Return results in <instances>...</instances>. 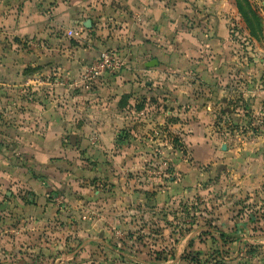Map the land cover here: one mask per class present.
Here are the masks:
<instances>
[{
    "label": "crops",
    "instance_id": "crops-1",
    "mask_svg": "<svg viewBox=\"0 0 264 264\" xmlns=\"http://www.w3.org/2000/svg\"><path fill=\"white\" fill-rule=\"evenodd\" d=\"M232 1L0 0V43L5 50L0 54L6 57L0 56V264H92L79 254L94 242L88 236L103 230L104 213L89 214L95 198L82 179L85 189L80 194L57 201L58 196L47 193L58 184L50 179L55 159L72 151V139L80 140L85 152L106 153L113 149L112 138L122 132L135 135L141 126L163 122L168 113L182 114L185 102L192 105V87L173 81L172 75L210 71L194 68L191 56L163 42L174 35L172 31L169 37L168 20H176V39L187 37L180 26L184 20H210L203 30L209 40L217 38L214 25L229 20L226 12L235 11ZM13 40H32L33 45L28 49ZM107 47L115 52L118 70L83 81L85 66ZM153 59L157 64L147 66ZM10 61H15L13 72ZM12 89L15 100L8 92ZM153 104L154 115L147 111ZM7 145L15 154L25 153L27 160L9 163ZM259 161L263 165L262 156ZM245 187L250 190L245 197L229 196V201H243L238 212L243 220L259 212L254 201L260 203L250 183ZM229 213L231 218L237 215ZM245 220L231 223L229 232H260ZM118 229L112 232L123 231ZM68 234L71 240H66ZM241 240L264 244V236ZM94 264H104V259Z\"/></svg>",
    "mask_w": 264,
    "mask_h": 264
},
{
    "label": "rangeland",
    "instance_id": "rangeland-1",
    "mask_svg": "<svg viewBox=\"0 0 264 264\" xmlns=\"http://www.w3.org/2000/svg\"><path fill=\"white\" fill-rule=\"evenodd\" d=\"M245 2L259 21L251 25L253 34L235 0L236 13L229 9V20L214 25L217 38L209 40L203 30L210 20H184L180 26L187 37L176 39V20H168L169 37L174 35L163 42L191 56L194 68L210 71L172 75L192 87V105L185 102L182 114L168 113L161 123L140 125L135 135L113 137V149L106 153L85 152L81 141L72 139V151L55 159L50 179L58 184L47 193L57 201L80 194L82 179L95 198L89 214L104 213L103 230L89 235L94 242L79 254L92 264L99 258L104 264H264V244L241 240L264 236V163L259 161L261 156L264 161V0H240L242 7ZM13 41L28 49L33 45ZM111 48L105 50L115 53ZM0 52H5L1 43ZM149 109L156 113L154 104ZM6 147L9 163L27 160L25 153ZM247 183L259 195L260 203H254L261 205L254 204L259 212L244 220L261 230L229 232L231 223L244 222L238 213L243 201L229 196L245 197ZM229 211L237 215L231 218ZM118 227L123 231L114 234Z\"/></svg>",
    "mask_w": 264,
    "mask_h": 264
},
{
    "label": "built area",
    "instance_id": "built-area-1",
    "mask_svg": "<svg viewBox=\"0 0 264 264\" xmlns=\"http://www.w3.org/2000/svg\"><path fill=\"white\" fill-rule=\"evenodd\" d=\"M68 36L72 35V30L66 32ZM119 62L112 52L103 50L99 56L90 64L85 66L81 78L83 81H90L104 73H114L118 70Z\"/></svg>",
    "mask_w": 264,
    "mask_h": 264
},
{
    "label": "trees",
    "instance_id": "trees-1",
    "mask_svg": "<svg viewBox=\"0 0 264 264\" xmlns=\"http://www.w3.org/2000/svg\"><path fill=\"white\" fill-rule=\"evenodd\" d=\"M245 5L247 6V3L245 2ZM235 6L237 8V11L239 12L240 16H242L243 20L245 21L247 27L249 28V31H251L250 33L253 34L252 32V27L251 25L253 24V21H255V23H259L258 20H256V16L253 14V12L250 11V9L245 8L246 6H243L240 4V0H235ZM127 135L125 134V132H122L119 136H124ZM222 235V234H220Z\"/></svg>",
    "mask_w": 264,
    "mask_h": 264
},
{
    "label": "water",
    "instance_id": "water-1",
    "mask_svg": "<svg viewBox=\"0 0 264 264\" xmlns=\"http://www.w3.org/2000/svg\"><path fill=\"white\" fill-rule=\"evenodd\" d=\"M156 64H157L156 60L153 59V60L149 61V63L147 64V66H154Z\"/></svg>",
    "mask_w": 264,
    "mask_h": 264
}]
</instances>
